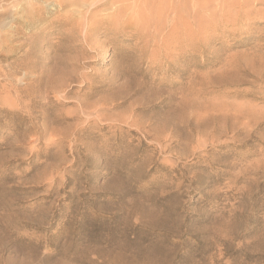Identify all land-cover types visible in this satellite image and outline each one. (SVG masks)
Masks as SVG:
<instances>
[{
    "label": "rangeland",
    "instance_id": "1",
    "mask_svg": "<svg viewBox=\"0 0 264 264\" xmlns=\"http://www.w3.org/2000/svg\"><path fill=\"white\" fill-rule=\"evenodd\" d=\"M58 1L0 3V264H264V0Z\"/></svg>",
    "mask_w": 264,
    "mask_h": 264
},
{
    "label": "bare ground",
    "instance_id": "2",
    "mask_svg": "<svg viewBox=\"0 0 264 264\" xmlns=\"http://www.w3.org/2000/svg\"><path fill=\"white\" fill-rule=\"evenodd\" d=\"M3 1H5V0H0V3L1 2H3ZM59 2V5L61 6V7H63V6H67L66 4H68V2L69 1H67V0H59L58 1ZM77 3V1L76 0H72L70 3H69V5H75ZM79 3V2H78ZM87 5V4H86ZM29 6V5H28ZM27 6V7H28ZM84 6V5H83ZM18 8V7H17ZM25 8V7H24ZM11 13V12H10ZM99 14V13H98ZM105 16V15H104ZM112 17V16H111ZM111 20V19H110ZM91 22V21H90ZM111 22V21H110ZM113 22V21H112ZM123 22V21H122ZM95 23V22H94ZM96 23H97V21H96ZM95 23V24H96ZM3 30V29H2ZM70 62V61H69ZM77 63V62H76ZM66 67V66H65ZM76 68V67H75ZM66 71V70H65ZM64 71V72H65ZM66 77V76H65ZM81 78V77H80ZM61 84V83H60ZM64 85V84H63ZM71 86V85H70ZM61 87V86H60ZM62 89H63V87H62ZM134 90V89H133ZM132 93V92H131ZM129 94V93H128ZM84 103V102H83ZM85 106V105H84ZM86 106H87V104H86ZM85 108V107H84ZM87 108V107H86ZM82 109V108H81ZM77 110V109H76ZM169 112V111H168ZM166 114V113H165ZM176 114V113H175ZM179 114V113H178ZM172 115V114H171ZM172 117H173V115H172ZM77 118V117H76ZM174 118H176V117H174ZM178 120H180V119H178ZM170 121V120H169ZM211 121V120H210ZM136 123V122H135ZM162 125H164V123L162 124ZM171 127V126H170ZM162 128V127H161ZM172 129V128H171ZM162 130V129H161ZM170 131V130H169ZM232 131V130H231ZM177 132V131H176ZM164 133V132H163ZM169 135V134H168ZM224 136V135H223ZM65 137V136H64ZM249 137V136H248ZM159 141V140H158ZM160 143V142H159ZM170 146V145H169ZM162 152V151H161ZM194 175H195V173H194ZM160 193V192H159ZM132 212V211H131ZM128 213V212H127Z\"/></svg>",
    "mask_w": 264,
    "mask_h": 264
},
{
    "label": "clouds",
    "instance_id": "3",
    "mask_svg": "<svg viewBox=\"0 0 264 264\" xmlns=\"http://www.w3.org/2000/svg\"><path fill=\"white\" fill-rule=\"evenodd\" d=\"M12 11H13V12H19L20 9H18V8H13Z\"/></svg>",
    "mask_w": 264,
    "mask_h": 264
}]
</instances>
